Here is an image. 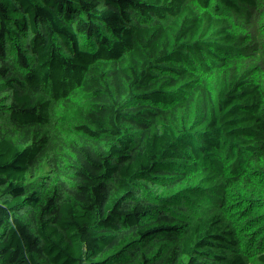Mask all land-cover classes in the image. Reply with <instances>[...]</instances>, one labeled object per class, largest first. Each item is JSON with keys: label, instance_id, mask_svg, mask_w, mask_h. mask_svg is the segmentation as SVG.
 Instances as JSON below:
<instances>
[{"label": "trees", "instance_id": "obj_1", "mask_svg": "<svg viewBox=\"0 0 264 264\" xmlns=\"http://www.w3.org/2000/svg\"><path fill=\"white\" fill-rule=\"evenodd\" d=\"M0 264H264V0H0Z\"/></svg>", "mask_w": 264, "mask_h": 264}, {"label": "built area", "instance_id": "obj_2", "mask_svg": "<svg viewBox=\"0 0 264 264\" xmlns=\"http://www.w3.org/2000/svg\"><path fill=\"white\" fill-rule=\"evenodd\" d=\"M2 37H4V36H1L0 38H2Z\"/></svg>", "mask_w": 264, "mask_h": 264}]
</instances>
